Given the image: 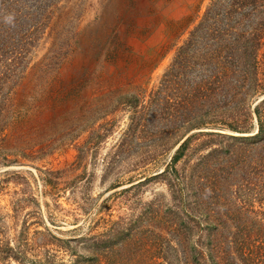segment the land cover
Here are the masks:
<instances>
[{
	"label": "rangeland",
	"instance_id": "374dc122",
	"mask_svg": "<svg viewBox=\"0 0 264 264\" xmlns=\"http://www.w3.org/2000/svg\"><path fill=\"white\" fill-rule=\"evenodd\" d=\"M46 4L0 0V246L49 264L192 263L216 222L205 212L235 217L255 180L225 152L257 131L264 46L255 75L243 43L264 33V0H58L28 53ZM240 99L245 133L227 126ZM213 180L221 199L191 182Z\"/></svg>",
	"mask_w": 264,
	"mask_h": 264
},
{
	"label": "trees",
	"instance_id": "16d2710c",
	"mask_svg": "<svg viewBox=\"0 0 264 264\" xmlns=\"http://www.w3.org/2000/svg\"><path fill=\"white\" fill-rule=\"evenodd\" d=\"M57 1L58 0H47V10L29 25L26 33V43L28 46L26 50H28V53L42 38L44 31L50 23L53 14L52 9ZM258 2H261V0H251V4H256ZM210 18V13H207L205 19ZM260 28L261 29L255 30L262 31L264 26L261 25ZM241 38L243 37L241 36L237 38V44H239ZM243 44L246 46V64L248 68L254 70L252 74L256 75L259 68L257 53L264 46V33L258 32L251 35L250 38L244 39ZM21 55L22 54L20 53L17 54L18 57ZM252 77L254 76L252 75ZM239 87L242 89L243 85H240ZM254 89L255 88L253 87L252 90ZM244 102L245 101L242 99L235 101L237 112L235 116L230 119L231 122L227 125L231 130L240 133H245V131H249L254 126L253 123L249 121L251 117L242 118L243 116L237 114L241 107L244 108ZM6 105V103L0 101V131H3L7 126L5 120L8 112H5L4 110ZM255 115L257 121L256 133L248 136L229 137L234 141H238V143L237 145L236 143L229 144L227 147L228 150L226 149L225 152L230 154L234 148V150L237 149V152L234 153L236 157L240 154L244 158H249L252 161L251 164L253 166L250 168L251 172L249 173V176L251 180H255L250 182L246 180L243 185V187H245L246 190L248 189L251 194L245 196L243 201L232 207L235 211V217H231L233 213L230 211L226 213L205 212V216L211 218L214 217L216 222L210 223L209 227L207 226L208 229L206 228L208 241L206 249H199L197 247L192 249L191 247L190 251H195L196 256H194L195 262H188L190 264H264V100L256 107ZM189 140L190 138L180 146L174 157V161H177L181 155L184 154L183 150ZM191 182H194V185L198 187L200 195L209 198H222L219 191L220 182L217 183L215 180L204 183H202V181ZM256 203H258V208H256ZM223 219L236 221L233 225V229H229L227 225H224L226 221L223 223ZM223 229H227V231L223 232ZM129 242L132 243L130 249L137 252L140 250V245L138 247L135 246V239L131 238L129 239ZM20 245L25 250L26 247H31L28 243V239L25 238ZM145 252L147 251L145 250ZM53 256L54 255L51 257ZM7 257L19 258L22 261L28 260L29 264H49L51 261L50 253L49 256L46 257L45 262H39L34 259L29 260L30 258L27 253H24L20 248L2 243L0 246V260H6ZM75 257L77 259L71 264H95L96 260L90 257L88 259H86L87 257ZM128 262L130 264H140L137 262V259L132 261L128 260Z\"/></svg>",
	"mask_w": 264,
	"mask_h": 264
},
{
	"label": "clouds",
	"instance_id": "9594fccd",
	"mask_svg": "<svg viewBox=\"0 0 264 264\" xmlns=\"http://www.w3.org/2000/svg\"><path fill=\"white\" fill-rule=\"evenodd\" d=\"M9 19H10V17H9Z\"/></svg>",
	"mask_w": 264,
	"mask_h": 264
},
{
	"label": "bare ground",
	"instance_id": "6f19581e",
	"mask_svg": "<svg viewBox=\"0 0 264 264\" xmlns=\"http://www.w3.org/2000/svg\"><path fill=\"white\" fill-rule=\"evenodd\" d=\"M121 2V1H120Z\"/></svg>",
	"mask_w": 264,
	"mask_h": 264
}]
</instances>
